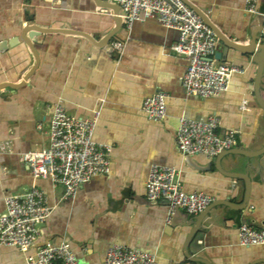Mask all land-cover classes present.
<instances>
[{"label": "crops", "instance_id": "crops-1", "mask_svg": "<svg viewBox=\"0 0 264 264\" xmlns=\"http://www.w3.org/2000/svg\"><path fill=\"white\" fill-rule=\"evenodd\" d=\"M107 1L113 3L0 0V45L6 44L0 49V146L9 143L8 149L0 148V215L7 195L33 186L44 191L53 208L32 247L21 250L0 243V264H27L29 255L62 241L70 244L80 264H105L114 243L154 252L158 264H206L196 257L210 264H264L263 244L240 243L243 223L264 228V153L251 159L239 154L223 158L222 167L229 171L246 172L251 163L249 204L236 209L245 202V179L224 175L216 157L184 155L177 145L181 117L218 115L221 132L238 131L234 148H264V108L255 94L258 64L253 55L229 49L227 56L217 59L244 67L245 73L234 74L229 90L220 95H188L183 78L189 61L172 50L179 31L157 18L119 29L117 7L105 6ZM190 1L239 45H249L253 32L262 27L264 0H256L257 14L246 9L247 0ZM37 27L47 30L33 38L34 52L23 35ZM121 41L124 49L118 53L113 45ZM225 50L220 41L218 52ZM160 91L167 93L168 114L154 121L144 102ZM261 94L264 99V74ZM59 101L77 117L92 118L100 112L94 139L109 146L112 162L109 174L94 177L69 199H64L62 185L35 178L20 158L21 153L48 145L52 109ZM236 159L241 162L237 167L232 164ZM154 163L176 168L184 191L229 200L232 206L212 207L188 242L193 225L172 227L169 204L147 199Z\"/></svg>", "mask_w": 264, "mask_h": 264}, {"label": "built area", "instance_id": "built-area-1", "mask_svg": "<svg viewBox=\"0 0 264 264\" xmlns=\"http://www.w3.org/2000/svg\"><path fill=\"white\" fill-rule=\"evenodd\" d=\"M54 5L63 0H48ZM121 6L124 25L131 29L136 21L157 18L166 27L179 31V40L172 50L189 61L183 78L188 95L208 98L229 90L231 78L245 73L244 67L219 61L216 58L220 40L215 30L184 0H111ZM246 9L259 13L256 0H247ZM264 37V25L260 33ZM114 50L122 53L124 43L116 42ZM167 93L158 92L147 98L144 110L151 120L167 117ZM100 112L92 118L71 115L62 101L54 105L49 123V143L46 147L21 153L32 175L37 179H50L65 188L64 199L73 198L78 190L94 177L111 172L110 148L94 139ZM221 118L212 115L206 119L181 117L177 130V145L184 155L203 154L215 158L235 147V129L221 132ZM4 151L9 143L2 144ZM147 199L169 204L170 218L178 208L198 215L216 198L203 192L184 191L176 168L152 164L147 182ZM6 209L0 215V243L27 250L40 238V229L50 217L53 208L47 203L42 189L33 186L21 194L5 197ZM169 218V220H170ZM242 245H264V228L245 222L240 227ZM27 264H80L70 244H47L27 257ZM105 264H158L154 252L114 243L107 252Z\"/></svg>", "mask_w": 264, "mask_h": 264}, {"label": "water", "instance_id": "water-1", "mask_svg": "<svg viewBox=\"0 0 264 264\" xmlns=\"http://www.w3.org/2000/svg\"><path fill=\"white\" fill-rule=\"evenodd\" d=\"M184 1L187 4H189L193 9H195L202 16L205 23L208 24L209 26H211L215 30L219 40L225 45L226 50L224 52H217L216 58L220 59V58H222L223 55L227 56L229 49H236L243 54L253 55L254 61L258 64V72H257V76H256V81H255V94H256L258 102L264 108V99H263L262 94H261V82H262V77L264 74V37L261 38V36H260L261 30H262L263 25H264V15H262V17H261L263 19L262 27H261V29H258V30L253 32L252 40L250 41L249 45H239L236 42L230 40L220 30V28L213 23V21L210 19V16L207 13H205L202 9H200L197 5L192 3L190 0H184ZM107 2H109L108 3L109 5H105V6L113 8V9H114V7L115 8L117 7V10H116L117 12L115 11V13L118 15V17L116 19V25L119 29H121L123 24H124V19L122 17V15L124 14V11L122 10L120 5L111 3L110 1H107ZM30 29H32V28H30ZM32 30H34V31H30V32L26 31L25 34L23 35V39L25 42H27L30 45V47L35 52L33 38H35L37 35H39L42 31H46L47 29L37 27L36 29H32ZM117 31L111 33L106 38V40L110 41L112 39V37L117 33ZM5 46H6L5 43L1 44L0 49H3ZM36 61L38 62L37 56H36ZM6 86L15 87L14 84H6L4 87H6ZM263 153H264V148H262L261 150H257V151H251V150L241 149V148L236 147V148H232L230 150H227L224 153H222L216 157L217 167L219 168L220 171H222V173L224 175L231 177V178H243L246 181L245 202L237 205V207H235L236 209H245L249 204L251 185H252V179L249 175L251 163L246 164V172L229 171V170L222 167V160L225 156H227L229 154H236V155L239 154V155H243V156L251 159L253 157L261 156V155H263ZM240 163L241 162L237 159L233 160V162H232V164L235 165V167H237ZM244 165H245V163H244ZM218 203H225V204L232 206V202L229 200L214 201L206 210L199 213L198 215H195L192 219H190L189 213L184 212L182 209L178 208L176 210L175 214L173 215V222L171 223V226L174 227L176 225H180V226L193 225V228L190 231V234H189L188 240H187L188 242H190L191 239L193 237H195V235L200 230L208 211ZM180 216H184L185 220L182 223H179V222L177 223L175 221V219L177 217H180ZM196 261H200V262H204L206 264H210L209 262H207V260H204L203 258H199V257H196ZM258 262L259 261H255L251 264H257Z\"/></svg>", "mask_w": 264, "mask_h": 264}]
</instances>
